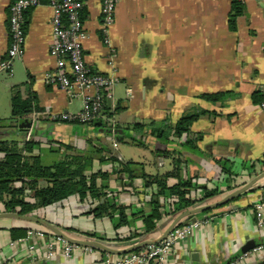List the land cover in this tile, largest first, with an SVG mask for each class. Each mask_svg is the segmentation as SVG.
I'll list each match as a JSON object with an SVG mask.
<instances>
[{
  "label": "crops",
  "instance_id": "0c3cea01",
  "mask_svg": "<svg viewBox=\"0 0 264 264\" xmlns=\"http://www.w3.org/2000/svg\"><path fill=\"white\" fill-rule=\"evenodd\" d=\"M12 1L0 0V60H6ZM100 1L83 0L81 17L87 66L114 79L101 116L88 124L49 118L75 114L82 102L43 81L55 60L49 55L52 10L47 0H40L24 13L22 56L0 70V120L9 119L11 90L18 86L22 98L35 97L38 110L23 120L31 123L30 141L36 143L32 153L43 166L70 153L91 157L92 171L111 172L118 166L101 163L100 158L129 163L131 178L122 173L97 179V185L105 187L101 201L125 207L127 225L116 228V215L93 218L87 214L91 204L75 196L34 215L80 238L94 235V240L121 247L158 237L174 216H161L150 233H144L140 217L131 216L150 210L151 191L143 188V175L172 173L178 162L180 178L193 186L192 198L216 191L201 202L211 204L264 172V111L252 102L254 93L264 97V0H239L241 14L232 26V0H115L110 24L101 14ZM217 93L223 96L215 101L201 98ZM185 114H198L188 134L170 135L167 141L149 134L150 122L172 126ZM23 120L0 127V141H15L18 147L27 142L26 129L19 127ZM134 124L145 127L137 131ZM51 155V163L44 164ZM176 182L177 178L167 180L169 185ZM260 195L264 176L233 200L197 215L200 226L175 243L165 264H262L264 258L236 262L241 250L264 243V230L257 228L252 207ZM18 225L0 219V264H102L115 256L80 246L69 257L55 253L47 258L52 234L36 225L31 230L42 231V237L12 239L9 229ZM135 234L130 241L115 240Z\"/></svg>",
  "mask_w": 264,
  "mask_h": 264
},
{
  "label": "trees",
  "instance_id": "16d2710c",
  "mask_svg": "<svg viewBox=\"0 0 264 264\" xmlns=\"http://www.w3.org/2000/svg\"><path fill=\"white\" fill-rule=\"evenodd\" d=\"M82 12V11H81ZM241 14V4L239 0H232L230 25L232 26L235 17ZM81 17V13H80ZM82 20V17H81ZM10 96V117L0 120V127L5 123L10 126L17 124L20 120L26 119L33 111L38 110L35 106V97L29 96L22 98L18 86L11 90ZM223 94H204L201 98L207 101H215ZM252 102L260 105L264 102V97L259 93L252 95ZM119 110V107L115 111ZM198 117V114H185L174 125L168 126L164 123L156 126L149 123V134L167 141L170 135L182 137L188 134L190 124ZM144 124H134L132 128L137 131L144 129ZM36 143L27 141L21 147L15 141H0V204L3 212H15L20 215L34 216L40 210L61 203L71 196L77 197L80 202L89 203L87 214L95 219L102 217L112 218L118 216L115 224L116 228L127 225L128 220L125 207L109 204L101 201L105 197L102 185H97V179L105 180L111 174L121 175L126 173L132 177V171L128 168L129 163H119L116 158H100V162H110L117 165L111 172L101 170L92 171V158L77 154H64L61 159L50 166H43L39 157L32 153ZM65 150H71L70 146L61 144ZM167 153V151H164ZM179 163H175V170L161 176L143 175L144 186L150 190L149 212L144 214L142 211L133 212V218L140 217L144 226V233H150L156 229V221L161 216L175 215L178 212L188 210L201 202L212 198L216 191H205L201 199L191 197L192 184L180 178ZM228 171V169H225ZM229 173V172H226ZM177 178V182L169 185V178ZM154 187V188H153ZM98 202L95 204V202ZM100 201V202H99ZM208 212V211H207ZM183 223V222H182ZM181 225V223L179 224ZM11 238H23L27 234L25 228L9 229ZM88 238H95L93 235H86ZM134 236L115 240L130 241ZM133 237V238H132Z\"/></svg>",
  "mask_w": 264,
  "mask_h": 264
},
{
  "label": "built area",
  "instance_id": "2783aa9c",
  "mask_svg": "<svg viewBox=\"0 0 264 264\" xmlns=\"http://www.w3.org/2000/svg\"><path fill=\"white\" fill-rule=\"evenodd\" d=\"M40 0H13L8 6L7 31L9 45L6 49V60H0V70L8 69L13 59L20 58L23 54L25 41L24 13L29 8L39 5ZM52 10V43L49 55L55 60L53 70L44 72L45 84L58 86L70 97L81 99L82 105L75 114L63 113L50 115L53 121L76 122L88 124L99 118L105 107L107 94L111 90L114 79L110 76L93 72L86 64L82 52V43L86 39L83 22L80 13L84 7L83 0H47ZM115 10V0H101L100 11L106 22L110 24ZM264 111V102L259 105ZM32 128H26L25 139L30 141ZM256 226L264 230V195H260L252 204ZM201 222L195 220L183 221L181 225L173 228L170 233L160 242L139 248L135 251L108 257L102 264H165L167 256L171 253L175 243L184 239ZM43 236L42 231H27V239H35ZM80 246L68 243L63 238L53 235L46 245V257L55 253L69 257ZM82 247V246H81ZM34 246L29 245V250ZM88 252L93 249L84 247ZM264 258V243L256 245L250 250L243 252L236 258V262L243 263L247 259L262 260Z\"/></svg>",
  "mask_w": 264,
  "mask_h": 264
},
{
  "label": "water",
  "instance_id": "95a60500",
  "mask_svg": "<svg viewBox=\"0 0 264 264\" xmlns=\"http://www.w3.org/2000/svg\"><path fill=\"white\" fill-rule=\"evenodd\" d=\"M30 126H31V123L26 120H23L19 124V127L22 129L29 128ZM263 176H264V172L256 176L255 178H253L252 180H250L248 183L244 184L240 188L228 193L227 195L217 200L216 202H213L211 204L197 205L188 210H184V211L176 213L168 222H166L164 229L162 230L161 234L158 237L154 239L142 238L137 241L130 242L128 245L121 246V247H115V246H112L111 244L103 243V242H100V241H97V240H94L88 237L80 238L79 236L70 234L69 232H66L65 230L59 228L57 225L45 219L39 218L37 216H25V215H20L15 212H0V219L6 218V219L17 221L19 224L18 225L19 228H25L28 230L33 229V226L37 225L47 230L51 234L63 238L68 243H71L77 246H82V247H90L92 249H96L97 251H100L106 254L119 256V255H123L129 252L135 251L144 246L156 244L160 242L170 233V231L173 228L178 226L183 221L189 220L190 222H194L196 220L197 215L207 212L209 210L215 209L219 206H222L226 204L227 202L233 200L237 196L250 190L253 187L254 183ZM246 251L248 250H245V249L241 250L240 253L237 255V257ZM262 264H264V262Z\"/></svg>",
  "mask_w": 264,
  "mask_h": 264
},
{
  "label": "rangeland",
  "instance_id": "374dc122",
  "mask_svg": "<svg viewBox=\"0 0 264 264\" xmlns=\"http://www.w3.org/2000/svg\"><path fill=\"white\" fill-rule=\"evenodd\" d=\"M8 115H9V114H8ZM54 154H55V153H54ZM51 158H53L52 155L49 156L48 159H43V163L46 164V165L49 164V163H51V162H49V160H50ZM56 161H57V160H56ZM2 209H3V207H2V205L0 204V210H2Z\"/></svg>",
  "mask_w": 264,
  "mask_h": 264
}]
</instances>
